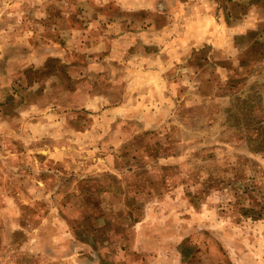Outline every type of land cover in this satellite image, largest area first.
I'll return each instance as SVG.
<instances>
[{
  "label": "rangeland",
  "instance_id": "obj_1",
  "mask_svg": "<svg viewBox=\"0 0 264 264\" xmlns=\"http://www.w3.org/2000/svg\"><path fill=\"white\" fill-rule=\"evenodd\" d=\"M0 264H264V0H0Z\"/></svg>",
  "mask_w": 264,
  "mask_h": 264
}]
</instances>
